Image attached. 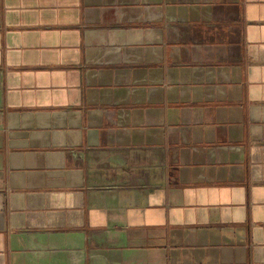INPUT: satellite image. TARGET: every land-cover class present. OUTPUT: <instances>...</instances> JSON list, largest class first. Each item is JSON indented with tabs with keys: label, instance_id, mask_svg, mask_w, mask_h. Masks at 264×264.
<instances>
[{
	"label": "crops",
	"instance_id": "obj_1",
	"mask_svg": "<svg viewBox=\"0 0 264 264\" xmlns=\"http://www.w3.org/2000/svg\"><path fill=\"white\" fill-rule=\"evenodd\" d=\"M0 264H264V0H0Z\"/></svg>",
	"mask_w": 264,
	"mask_h": 264
}]
</instances>
